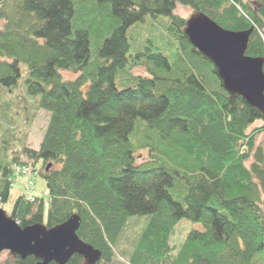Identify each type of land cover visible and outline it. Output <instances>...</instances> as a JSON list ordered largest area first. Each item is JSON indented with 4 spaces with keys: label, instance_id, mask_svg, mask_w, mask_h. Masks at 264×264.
<instances>
[{
    "label": "trees",
    "instance_id": "1",
    "mask_svg": "<svg viewBox=\"0 0 264 264\" xmlns=\"http://www.w3.org/2000/svg\"><path fill=\"white\" fill-rule=\"evenodd\" d=\"M178 4L223 29H252L245 55L262 58L264 73V0H0V113L16 103L25 54L26 92L49 115L38 149L22 146L10 157L1 155L0 122V204L13 166L30 165L45 181V198L18 196L10 216L21 227L48 229L78 217L77 236L100 252L94 264H115L116 247L120 264H264L254 259L264 252V150L255 145L264 113L223 88L190 44L192 15L175 14ZM146 23L159 36L132 55L130 38ZM144 55L149 71L152 61L175 77L131 73L129 60ZM134 215L150 219L124 248ZM182 219L204 230L175 249L169 232ZM66 264L87 263L74 254Z\"/></svg>",
    "mask_w": 264,
    "mask_h": 264
},
{
    "label": "water",
    "instance_id": "2",
    "mask_svg": "<svg viewBox=\"0 0 264 264\" xmlns=\"http://www.w3.org/2000/svg\"><path fill=\"white\" fill-rule=\"evenodd\" d=\"M251 31L223 29L201 13L192 15L185 27L190 44L214 65L223 88L264 113L263 59L245 55ZM78 226L73 216L49 229L40 223L21 227L0 209V253L9 251L21 259L33 256L37 264H66L77 254L94 264L100 252L77 236Z\"/></svg>",
    "mask_w": 264,
    "mask_h": 264
},
{
    "label": "rangeland",
    "instance_id": "3",
    "mask_svg": "<svg viewBox=\"0 0 264 264\" xmlns=\"http://www.w3.org/2000/svg\"><path fill=\"white\" fill-rule=\"evenodd\" d=\"M174 13L186 19L193 14V10H191V8H188L186 6H181L180 4H178L176 5V9ZM148 25L149 24L146 23L140 27H137L140 29L133 34L132 38H130V34L128 33L129 38L132 39L131 43L133 49L132 52H130V54L135 55V53L137 52H141L143 54L145 52V48L150 47L149 44L147 43V39L154 35H157L156 37L159 36L158 34L159 31L149 28ZM262 37L264 40V36ZM24 56L26 55L21 54L20 56L19 68H20L21 76L18 79V82L16 84V91L14 92L15 93L14 95H16V103L10 108L9 111L3 112L4 114L0 113V122L4 126V128L7 129L5 133H3V131H0V134L3 133L7 143L1 155H4L5 153L8 157L14 155L15 154L14 151L19 150L22 146L38 149L39 143L41 141V138L43 136L44 130L46 128L49 119V115L46 111L35 108L33 106V103H31L34 102V100L31 99L34 98L38 100L39 96L32 97L29 96L26 92L24 80L27 74V63L23 59ZM140 58L148 62V60L145 58V55L140 56L138 58H135V56L132 57L129 60L128 65H126L127 69L131 73L135 75H142L147 77H152L153 74L159 76H165L167 78L175 77L171 71L162 68H155V67L153 68L152 61L149 62V65L151 67V71H149L146 68V65L143 63V60ZM61 74L64 79H72L75 76V74L72 71H61ZM212 78L214 79L213 76ZM120 79L121 76L118 73L115 79L117 84L118 83L120 84ZM209 82H212L211 78ZM204 84L209 90L212 89L210 83H208L207 81L204 82ZM5 93L9 95V92L6 91ZM22 95L28 99L27 102L24 100L25 104L21 99H19V97H22ZM4 99L5 101H8L6 97H4ZM23 106L25 107L24 109H22ZM139 122H137L136 127L139 125ZM255 145L261 146L264 150V133L256 137ZM140 153L144 155V158H146L147 152L145 149L141 150ZM18 161L20 163H26V164L32 163L31 161H28L25 157L22 156L19 157ZM251 161H252L251 159L247 161L246 162L247 165H249ZM40 166H41V162H38L36 164V168H39ZM26 180L27 178L25 176H18L15 174L13 175L12 183L10 182V185L11 184L12 185H11L8 201L4 204H0L1 209L6 213V215L10 216V211L12 209L15 199L18 196L26 194V191L23 188L24 182ZM33 183H34L33 190L30 189L27 192L33 193L34 191L36 196L45 198L44 195L45 181L42 178V176L34 175ZM262 210L264 211V206H262ZM149 219H150V215H134L130 217L128 220V224L124 230V236H122L120 239L121 246L127 248L130 241L134 240V238L136 237L137 235L136 232L140 231V229L147 224ZM192 230H204V227L201 223L198 222H192L186 219L180 220L170 229L169 239H168L169 244L175 247V249H179L184 244L188 234ZM114 251H115V260H116L115 264H120L122 262H125L124 257H122L117 247L114 248ZM260 257H262V259L264 260V252L256 254L254 259L257 260ZM12 260H13L12 255L8 251H3L0 253V264H11Z\"/></svg>",
    "mask_w": 264,
    "mask_h": 264
},
{
    "label": "built area",
    "instance_id": "4",
    "mask_svg": "<svg viewBox=\"0 0 264 264\" xmlns=\"http://www.w3.org/2000/svg\"><path fill=\"white\" fill-rule=\"evenodd\" d=\"M18 171H19V173L21 174V175H29V172H28V170L27 169H18ZM32 186V182L31 181H28L26 184H25V188L26 189H28V188H30Z\"/></svg>",
    "mask_w": 264,
    "mask_h": 264
}]
</instances>
